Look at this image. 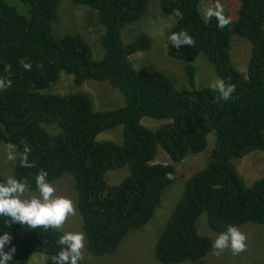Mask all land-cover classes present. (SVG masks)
<instances>
[{
	"label": "trees",
	"instance_id": "obj_1",
	"mask_svg": "<svg viewBox=\"0 0 264 264\" xmlns=\"http://www.w3.org/2000/svg\"><path fill=\"white\" fill-rule=\"evenodd\" d=\"M6 1L0 0V80L11 83L0 88V141L16 145L18 153L25 146L31 149L32 167H21L19 160L10 167L17 178L31 179L44 170L53 184L71 175L85 234L81 264L110 259L131 230L150 221L163 191L176 180L175 164L202 153L210 133L214 145L209 160L185 182L154 244L155 259L160 264L195 262L213 251L212 237L198 232L202 214L217 235L229 225L242 230L247 223L264 224V176L247 186L236 168L239 159L264 151V0H238L235 18L223 29L215 18H204L200 6L207 0H156L159 15H175L170 32L186 31L194 40L191 46L166 47L169 58L188 63L184 69L189 87L182 89L162 67H136L131 60L150 50L149 35L123 42L122 30L142 19L152 0H69L90 12L100 58H93L82 36L54 33L59 0H19L27 16ZM234 37L249 45L245 73L229 53ZM198 55L211 65L215 77L236 86L232 99L221 101L210 87L196 88L193 61ZM61 75L71 77L75 86L104 83L122 103L96 110L88 94L50 93ZM143 118L167 122L152 131L141 124ZM117 126L122 129L120 143L97 140ZM158 149L173 164H151ZM120 168L128 174L108 186L106 174ZM3 229L5 220L0 218ZM5 230L12 233L16 247L13 264H45L41 257L29 261L33 255H43L51 264V256L59 251L58 236L65 232L30 230L20 224ZM251 258L245 261L251 264Z\"/></svg>",
	"mask_w": 264,
	"mask_h": 264
},
{
	"label": "rangeland",
	"instance_id": "obj_2",
	"mask_svg": "<svg viewBox=\"0 0 264 264\" xmlns=\"http://www.w3.org/2000/svg\"><path fill=\"white\" fill-rule=\"evenodd\" d=\"M217 2L223 6L224 12L233 20L239 8L238 0H207L201 4V12L203 13L208 7H214ZM6 3L14 7L20 15L27 16V7L21 1L7 0ZM152 3L153 5H149L146 14L140 21L128 25L122 30L123 42L129 43L141 33L149 35L152 41L150 50L146 53H136L131 57L135 66H140L141 63L144 65H150L151 63L158 65L163 68L161 72L167 74L174 81L175 87L178 89L187 88L189 86L184 68L188 63L171 59L166 53V47L169 43L167 36L171 33L170 30L175 24V15H159L156 8V0H152ZM57 16L58 20L56 18L55 26H53L55 34H78L82 36L91 46L93 58H100L101 52L97 44V35L94 33L96 28L92 24L93 19L90 16V12L80 7H74L69 0H59ZM248 46L242 39L234 37L231 40L229 48V53L235 67L243 73L246 71L249 56ZM157 59H160L164 63V66L160 65L156 61ZM193 65L195 66L194 78L196 88L210 87L218 79L213 74L211 65L202 55H198L195 58ZM49 92L58 95L74 92L88 94L96 110H109L120 106L122 103L120 97L104 83L88 82L81 86H75L72 83V78L65 75H61L60 80ZM164 122L167 121L143 118L141 124L154 131ZM48 130L53 132V129ZM121 131V126H117L112 130L100 133L97 136V140L120 143ZM213 137V133L208 134L207 146L202 153L188 155L182 162L175 164L177 171L176 180L163 191L160 206L150 221L142 228L131 230L121 241L118 249L110 255V259L94 258L93 260H87L86 264H160L153 254L154 244L164 228L174 205L181 197L185 182L192 174L206 166L212 146L214 145ZM7 151V146L0 141V174L5 177L11 175L10 167L12 168L14 165V162L7 159ZM160 163L173 164L161 150L158 151L155 159L151 161V164ZM236 168L245 184L250 186L255 180L264 175V152H253L239 159L236 161ZM127 174L128 170L126 168H120L106 174L105 179L108 186H111L118 184ZM70 176L69 174L63 175L53 183V186L56 188V194L71 199L75 208V214L69 216L60 229L63 231H82L79 212H77L75 204L76 193L73 187V180ZM204 218L205 215L202 214L197 221L198 232L212 237L214 242L216 233L209 230ZM240 231L246 236V248L243 253L233 254L230 249L217 253L213 248V251L210 250L206 256L195 262L184 261L178 264H248L245 261L246 258H251V256L260 253L261 255L257 259L251 258V264H264V224L247 223ZM85 254L86 248L83 249V256ZM238 256L242 257L237 261L236 258ZM35 257H41L43 260L46 258L43 255H33L29 261Z\"/></svg>",
	"mask_w": 264,
	"mask_h": 264
},
{
	"label": "clouds",
	"instance_id": "obj_3",
	"mask_svg": "<svg viewBox=\"0 0 264 264\" xmlns=\"http://www.w3.org/2000/svg\"><path fill=\"white\" fill-rule=\"evenodd\" d=\"M203 16L207 20L215 18L217 27L221 29L231 23V18L224 14V8L219 2L214 7L206 8ZM167 39L169 45L174 48L191 46L194 43L193 38L186 31L170 33ZM23 67L30 69L31 66L24 64ZM10 83V81L0 80V88L8 87ZM210 88L217 94L218 100L225 102L232 99L236 90L234 84L226 83L223 79L215 80ZM7 150L9 161L19 160L20 166L25 168L33 166L29 161L31 152L29 147L25 146L23 152L18 153L16 145L9 144ZM168 178L171 179V175ZM74 214L73 201L56 194V188L49 181L48 173L44 170L38 171L31 179L17 178L15 175L0 179V218L5 220V229L10 224H20L30 230L60 229L66 219ZM5 229L0 230V264H13L16 247L12 244V233ZM215 235L212 246L217 253L230 249L233 254H238L246 248V236L234 225H229L225 231ZM56 244L59 251L51 256V264H81L85 248V234L82 231H65L58 236ZM45 264H47V257Z\"/></svg>",
	"mask_w": 264,
	"mask_h": 264
}]
</instances>
